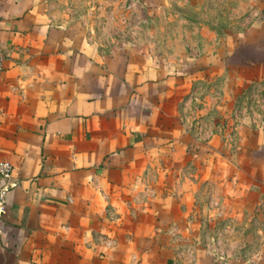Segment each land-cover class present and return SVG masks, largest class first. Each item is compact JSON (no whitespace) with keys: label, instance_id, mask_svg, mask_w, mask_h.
<instances>
[{"label":"crops","instance_id":"0c3cea01","mask_svg":"<svg viewBox=\"0 0 264 264\" xmlns=\"http://www.w3.org/2000/svg\"><path fill=\"white\" fill-rule=\"evenodd\" d=\"M138 1L123 38L0 0V264H264V120L227 122L264 83V0Z\"/></svg>","mask_w":264,"mask_h":264},{"label":"rangeland","instance_id":"374dc122","mask_svg":"<svg viewBox=\"0 0 264 264\" xmlns=\"http://www.w3.org/2000/svg\"><path fill=\"white\" fill-rule=\"evenodd\" d=\"M150 2L147 1L146 3H150ZM46 4H52V3H46ZM53 4L59 5L62 9H66V10L72 9L75 13L74 19L85 27L91 25L92 26L91 29L94 30V33L97 34L98 37L103 31H109V32L116 31L114 27H117V29L122 28V30H119V32L125 35L124 31L131 32L134 29H142V28H146L148 30L150 26H153V23H151L148 20L149 18L146 20L143 17V13L145 12V10H147V7H148L147 4L143 6L142 3H140L139 8H136L133 11H129V12L123 9L122 0H75L74 2L72 1L70 2L69 0H59V2H54ZM208 5L211 6V4H208ZM231 5H232L231 3H229L228 5L221 3L220 6L213 7V9L216 10L217 15L223 18L222 20L224 21V24L226 25L228 24L226 22H229L230 20L228 19L227 15H228V12L232 8ZM191 10H189V12ZM110 22L111 24H109ZM123 28L125 30H123ZM123 38H126V35ZM254 40L258 41L256 39ZM257 44L258 43L253 44L252 45L253 48L252 46H250V47H245L241 49L240 51L238 50L237 51L238 56H241L243 58H248V57L252 58L253 56L260 58V54L262 50L260 52H256L254 49V46H258L260 48V44L258 45ZM263 57L264 55L262 53L261 59ZM256 90H261V89L260 87L257 88V85H253L246 91H248V94L257 95L258 96L257 101H259V93H261V91H256ZM244 98H245V95L243 92L241 101L238 104H236V106H234V109L237 107H240L243 103H246V99ZM231 113L228 114V118H227L229 120L227 122H230V123L234 122L235 120L233 117V114ZM254 114H256L257 116L259 113L254 111ZM219 231L217 233L214 232V234H209L206 232L204 239L201 241V244H203L204 246H208L205 248H209L211 250H213L214 247L216 249L220 248L221 243H223V241L221 240V237L223 236L225 237V234L219 235ZM221 232L227 233L228 230H225V231L222 230ZM239 244H242V243L239 242ZM244 247L247 248L244 245V246H241V249H245Z\"/></svg>","mask_w":264,"mask_h":264},{"label":"built area","instance_id":"2783aa9c","mask_svg":"<svg viewBox=\"0 0 264 264\" xmlns=\"http://www.w3.org/2000/svg\"><path fill=\"white\" fill-rule=\"evenodd\" d=\"M122 7L125 11H133L136 8H139L140 3L138 0H122ZM0 71H1V56H0ZM261 90L259 93V101H257V95H245L246 103H243L240 107H237L232 110L234 122L232 123H240L242 117L245 115H251L255 112H258L260 116V121L264 120V83L258 84L257 88ZM260 102V103H258ZM243 106V107H242ZM242 114V115H241ZM12 176V166L5 161H0V218L5 212V199L7 193L12 189L13 184L11 183Z\"/></svg>","mask_w":264,"mask_h":264}]
</instances>
